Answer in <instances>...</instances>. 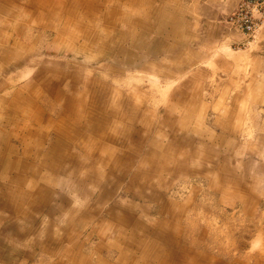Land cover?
Returning a JSON list of instances; mask_svg holds the SVG:
<instances>
[{
    "label": "crops",
    "instance_id": "obj_1",
    "mask_svg": "<svg viewBox=\"0 0 264 264\" xmlns=\"http://www.w3.org/2000/svg\"><path fill=\"white\" fill-rule=\"evenodd\" d=\"M238 1L185 0V3L179 4L178 7L168 3L164 12H160V14H156V12L151 14L150 12L149 19L146 18L150 32L143 34L146 29H143L142 33L141 30L138 31L137 29L132 30L129 34L126 33V41L123 46L129 48L131 54L127 57L124 56L125 62L119 61V64L134 68L135 75L133 78L135 81L131 84L132 86L134 83L139 84V90L123 91L119 94V99H123L124 102L126 100L133 102L132 98L137 101L140 99V104L147 107L146 112L148 108H153L149 111L150 119L144 121L151 127V130L156 132L154 138L160 136L162 127L173 124V115L179 113L176 107L181 106L184 109L189 102L193 111L198 110L199 114H203V121L199 124V130H196L200 135L205 136V140L202 139L201 141L202 145L205 146L203 149L215 152L217 150H212L213 148L210 146H216L217 138H221V136L215 131L214 133L207 132V129L210 130L207 122L208 116L211 117L215 114L216 117L218 111V104H215L214 99L220 101L226 97L248 98L244 93L251 91L254 94L255 90L258 89L262 99L253 97L252 103L262 104L261 101L264 102V50L259 51L264 49L261 48L264 40L260 41L259 46L261 47L257 48L255 53L243 55L239 53L241 49L237 50L233 47L234 44L244 38L243 35L234 31L223 21L224 16L235 7ZM103 3L110 5L111 9H113L112 5L116 6L113 0H0V12L11 13L14 16L16 11L23 12L28 19L27 21L21 19L20 26L44 27L45 30L55 32L59 41V18L64 17L66 19L61 25V31H64L65 35L73 37V30H77L73 28L74 17L76 15H96L99 12L98 6ZM151 3L153 2L151 1ZM107 16L108 14H105L104 17ZM207 20L209 21L207 22ZM261 38L264 39V33H262ZM119 39L123 40L122 38ZM223 73L229 74L228 78L219 80V77H215L213 80L215 84H212L213 77ZM57 76L59 77V73ZM144 77L149 78L154 84L144 86L142 84ZM45 80L46 77L44 76L43 79L37 78L36 83L26 85L24 88L26 93L21 94V90L17 89L11 100L5 105V110L11 111L10 113L14 114V117L11 115L6 118L0 117V209L6 210L10 217L24 223L21 228L16 227L15 223H11L13 238L21 240L25 237L42 254H48L49 260L46 261L44 258L41 261V258H38V264H106L102 257L112 255L111 253L118 254V252H113L117 248L120 251L119 257L112 264H118L117 260H122L120 264H136L134 260L138 257L135 255L137 253L134 252L133 255L129 253L130 250H133L131 246L133 243L136 247L139 246L144 249L141 252L142 264H170L174 260L181 261L182 264H201L202 260L207 258L204 255L208 254L196 248L180 247L183 239H179L181 234L177 232V228H180L179 224L177 226V222L185 218V212L189 211L190 208L192 209L193 205H197L191 194L183 198V202L186 199L182 203L183 205L170 199L162 198L156 202L143 199L142 196H140L139 202L125 204L116 197L122 190L125 192L124 188L128 183L130 193H128L129 191L125 193L129 195L139 193V189L149 195L155 194L154 197L157 198L159 192L164 195V185L167 181L160 177L153 179L157 176V169L151 163L143 167L142 162L182 163L187 162L191 153L183 152L180 160H176L174 155L157 157V160L155 157H150L149 160L145 161L139 159L140 165L138 164L133 170L136 171V174L139 173L138 179L137 175L134 176L137 181L130 182L132 171L126 184H123L121 181L129 172L127 170L133 160L132 158L138 156L140 146L144 148L143 138L138 133L140 130L146 129L145 122H141L139 132L134 130V140L128 139L125 142H117L116 134L113 137H108L110 128L107 126V121L113 115L116 118L119 113L117 114V108L112 109L105 106L107 98L112 100L113 96H117V93L113 95L111 91L106 98L105 93H98L96 90L91 91L90 88H87L79 95L67 99L63 98L61 94L59 82L47 84L44 83ZM115 83V80L111 82V84ZM241 83L244 85L240 86ZM231 92L233 94L229 95L228 93ZM96 93L101 95L97 96ZM82 94L86 97H81ZM156 96L166 98L167 102L154 100ZM244 100L246 101V99ZM58 102H61L62 112L60 115ZM50 104L53 107H50ZM126 106L121 107L124 111L129 110V114H135L139 110V106L135 104L131 108ZM181 107L179 108L181 109ZM234 108L236 109L234 116L236 115L238 122L241 124L252 123V127L258 131L257 138L249 141L245 146H262L264 148V119L258 124H254L256 118L253 113L244 122V118H239L240 116L244 117L241 107L234 106ZM140 110H142L141 107ZM93 112H99L103 115L100 119H103L106 125L99 118L96 120L97 115H93ZM185 112L183 110L182 113L185 114ZM158 113H162L161 119L157 118ZM222 115L228 116V112L223 111ZM26 119L28 120L27 123L25 122ZM81 120L87 125L85 128L78 129L76 125ZM116 121L123 122L119 118ZM10 124L11 126H9ZM248 124H246L247 127H249ZM103 125L106 126L104 127V135L99 131L101 128L96 127ZM214 125L212 124V126ZM219 128L220 126L216 128L219 132L220 130L228 132L232 129L226 128V126ZM115 131L117 128L110 132ZM123 132L127 133L129 129H123ZM140 134L142 135V133ZM208 134L210 136H206ZM121 136L123 137V135ZM78 137H81V144L75 143V139ZM137 140H139L138 143ZM68 143L71 146L76 145L80 149L90 145L88 155L90 157L93 153L98 152L94 163L91 162L92 165L96 164L98 167V173L105 171L108 174L113 172L119 173V175L123 174L118 179V183L113 185L112 192L111 188H103L104 185L109 186V184L101 185L104 191L99 192V197L96 198L99 205L86 204L90 203L91 197L94 196L93 186L99 185L96 176H93V169H90L89 174L82 178L83 166L76 162L72 155L71 166H68L69 161H66L65 155L59 152L63 147L69 146ZM157 144L156 142L151 143L150 148L153 149L154 145L158 146ZM129 146L130 150L135 152L131 158H124L121 154L125 153ZM109 147L115 152L117 150L114 147H118L117 156L113 155L114 160L111 161L106 156ZM204 150L201 152L203 159L204 161L209 160L206 159L209 154ZM261 166L264 167V165ZM263 167L261 168L264 170ZM87 168H89V163ZM157 168L167 171L168 174L174 172L173 166L171 171L164 164H160ZM221 172L223 173L222 168ZM238 181L243 184L239 178ZM86 182L89 183L86 184ZM138 183H147V185L141 187ZM117 186L121 188L120 191L119 188L116 190ZM237 187H240L239 183L231 188V192L234 193ZM72 189L74 192H71L70 195L68 191ZM247 189L249 188L247 187ZM59 193L70 199L71 206L69 203L65 206L62 205L64 203L59 205ZM3 195L6 197L4 202L1 197ZM106 197L110 202L111 197L115 199L113 202H118L120 207L115 204L116 206H112L106 215L101 217V210L102 212L105 210L98 206L105 202ZM72 200L74 202L76 200V202L73 203ZM148 201H150L149 204ZM83 204L86 205L83 206ZM67 206H69L71 213L67 212ZM79 206L84 208L81 209V212L77 208ZM134 209L138 210L137 214ZM72 212H75V215ZM129 212L132 216H129ZM134 216L143 218L142 221L138 218L141 229H138L137 224L133 228L134 222L129 217L133 218ZM143 220H148V222ZM74 227L83 228L81 236L79 235L80 238L88 236L91 244L99 241L91 250L86 246L81 248L82 253L76 251L80 247L76 246L70 251L67 249L62 251L63 254H58V247L61 243L65 242V246L68 245V236L72 234L70 231ZM128 227L132 229L130 233H128ZM147 229L149 231H145ZM8 231L0 232V264H19L22 256L26 257V254H30L24 247L28 244L26 241L25 245L11 247L7 241ZM147 233L152 236H147ZM114 234L120 238H125L123 243L126 244H124L123 249L122 242L114 244L110 240ZM233 235L235 234L233 233ZM30 236L34 238H30ZM133 236L138 243L135 242ZM206 236L201 229L195 242L200 244L203 243V240L206 242ZM128 241H131V245H128ZM77 242L79 243V241ZM136 251L138 252V249ZM85 254L91 256L87 255V258L81 256Z\"/></svg>",
    "mask_w": 264,
    "mask_h": 264
},
{
    "label": "rangeland",
    "instance_id": "obj_2",
    "mask_svg": "<svg viewBox=\"0 0 264 264\" xmlns=\"http://www.w3.org/2000/svg\"><path fill=\"white\" fill-rule=\"evenodd\" d=\"M151 1L153 3H151ZM113 2L116 3V6L112 5L113 9L110 8V5H105L104 3L98 6L99 12L96 11V15H76L74 17L73 28L77 30H73V37L65 35L63 33L64 31H61V25L66 19H64V17L59 18V41L57 39L58 35L55 34V32L45 30L44 27L20 26L21 19L24 21L28 19L23 12L16 11L15 16L11 13L0 12V117L6 118L8 115L14 117V114L10 113L11 111L5 110V105L11 100L15 91L20 89L21 94L26 93V91H24L26 85L34 84L37 78L43 79L45 76L46 80L44 83L59 82L61 94L63 98L67 99L71 96L79 95L87 88H90L91 91L96 90L98 93H105L104 96L106 98L111 91L113 95L117 93V96H113L112 100L108 99V97L106 101L107 104L105 105L108 108H117V114L119 113L116 118H114L112 114L113 116L109 117L107 121V126H109L110 131L117 128L115 132H110L108 130V137H113L115 136L114 134H116L117 142L135 139L133 134L134 130L139 132L141 122L144 123L147 119H150L149 111L153 108H148L146 112L145 110L147 107L146 105L140 104V99L137 101L132 98V101L135 103L128 100L124 102L123 99H119V94L123 93V91L139 90V84L134 83L133 86L131 84L135 81L133 78V75H135L134 68L121 63L119 64V61L122 63L125 62L126 59L124 56L127 57L131 54L130 49L123 46L126 41V33L129 34L132 30L137 29L138 31L141 30V33L143 29H146L143 34L150 32L148 31L150 28L146 18L149 19L148 17H150L152 13L155 14L156 12V14H160V12H164L168 3L171 6L174 4L175 7H178L179 4L185 3V0H113ZM105 14H108L106 18L104 17ZM208 21L209 20H207V22ZM262 33H264V27L255 35L254 41L252 40L253 42L249 41L251 42L250 44H244L245 46L241 48L234 44V49H241L239 53L243 55L255 53V51H257L256 49L261 47L259 46L260 41L264 40L261 38ZM262 44L261 48H264V42ZM262 50L264 49L259 51ZM57 73H59V77ZM228 75L229 74L225 73L216 74L212 79V84H215L213 83L215 77H219V80H225L228 78ZM113 80H115V84H111ZM142 81L144 82L142 83L144 86L154 84L149 78L144 77ZM243 85V83L240 84V86ZM239 92L242 93L241 91ZM260 93L261 92L257 89L254 94L251 93V91L244 93L248 98L226 97L222 100L220 99V101L214 99L215 104H218V111L216 117L215 114L211 117L208 116L207 122L209 123L208 126L210 130L207 129V132L214 133L215 131L221 136V138H217L216 146H210L213 148L212 150H217L215 152L203 149L205 146L202 145L201 141L202 139L205 140V136L196 132V130H199V124L203 121V114H199L198 110L193 111L192 105H190L189 102L187 103V101L184 109H182L181 106H179L181 109L176 107L179 113L173 115V124L168 127L166 125L162 127L163 130L160 136L154 138L153 136H155L154 134H156V132L153 131V129L151 130V127L145 122L147 126L146 129L140 130L142 135L138 133L139 136L143 138L144 148L140 146L138 156L132 158L133 160L127 170L129 172L121 181L123 184H126L129 174L135 170V167L140 163L138 162L139 159H144L145 161L147 159L149 160L150 157H155L157 160V157L174 155L176 160H180L183 152L188 151L191 153L187 162L182 163L142 162L143 167L151 163L155 166L154 168L157 169V176L153 179L160 177L167 181L166 185H164V195L159 192L157 198L154 197L155 194L149 195L144 193L142 189H139V193H132V195H129L125 193L129 191L128 183L124 188L125 192L122 190L116 197L125 204L139 202L141 200L140 196H142L143 199L156 202L165 198L182 204L186 201L185 199L183 202V198L191 194V197L197 202V205H193L192 209L190 208L189 211L185 212V218L177 222V226L179 224L180 227L177 228V232L181 234L179 239H183L180 247L187 246L189 248H196L208 254L204 255L207 258L203 259L201 264H264V170L261 168L263 167L261 165H264V148L262 146H245L246 143L257 138L258 135V131L252 127V123L248 124L246 121L253 113L256 118L254 124H258L264 119V102L261 101L262 104L252 103L253 97L255 99H262ZM228 94H233V92ZM100 95L101 94H97V96ZM87 96L92 97L91 95ZM81 97L85 98L86 95L82 94ZM154 98V100H158L159 102H167V99L163 97L159 98V96H156ZM244 99H246V101ZM103 100L105 101V99ZM99 101L101 102L102 100ZM131 103L138 105L139 110L141 107L142 110L140 111L142 114L139 110H137L138 112L135 114H129V110L124 111L121 107L127 104L126 107L131 108L133 105ZM233 103L237 104L233 105ZM49 106L53 107L51 104ZM58 106L60 115L62 112L61 102H58ZM234 106L241 107L244 117L240 116L239 118H244L245 124H241V122L237 121L236 115L234 116V110H236ZM183 110L186 111L185 114L182 113ZM223 111L228 112V116L222 115ZM94 114L97 115L95 118L96 120L99 118V120H102L103 124L106 125V122L100 119L103 115L99 112H93V115ZM161 117H163L162 113H158L157 118L161 119ZM117 118L122 119L123 122H117ZM25 122L27 123L28 120L26 119ZM82 122L83 120L77 122L76 127L78 129L85 128L87 125V123ZM212 124L215 127L212 126ZM246 124H248L249 127H247ZM9 126H11V124ZM219 126L220 128L226 126V128L232 129L228 132L224 130H220L219 132L217 131L218 129L216 130ZM96 127L101 128L99 131L104 135V127L106 126ZM6 128L8 129V127H5V129ZM123 129H129V132L124 133ZM121 135H123V137ZM206 136H210V134ZM80 139L81 137L75 139V143L81 144ZM138 142L139 140H137V143ZM153 142L158 143V146L154 145L153 149H151L150 145ZM162 142L163 144H161ZM68 145L69 146L64 145L65 147L59 152L65 155L66 161H69L68 166H71V155L76 159V162L83 166L81 170L82 178L89 174L88 171L90 169H93V176H96V180L98 181L97 184L99 185L93 186V191H95L94 196L91 197V202L86 204L94 203L99 205L96 199L97 196L99 197V192H103L104 189L109 188H111L112 192L113 185L118 183V179L121 178L123 174L119 175V173L116 172L108 174L105 171L104 173H98L96 164L92 165L98 152L94 151L95 153L90 157L88 156L90 145H86L81 149L76 145L71 146L70 143H68ZM114 148L117 152L110 147L108 148V154L106 156L110 161L113 159V155L116 157L118 153V147ZM202 150L208 152L209 157L206 159L209 160L204 161L203 153H201ZM134 152L135 151L130 150L129 146L126 152L121 154V156L124 158H131ZM79 158H82V160ZM88 163L89 168H87ZM160 164H164L170 171L173 166L174 172L168 174L167 171L161 168L158 170L157 167ZM221 168L223 173L221 172ZM131 175L130 182L137 181L134 179V176L137 175L138 179L139 173L136 174V171H133ZM238 178L243 184L238 181ZM88 183L89 182H86V184ZM238 183L240 187H237L234 193L231 192V188ZM102 184H109V186L104 185L103 189L101 186ZM138 184L141 187L147 185V183ZM122 187L123 185L121 188ZM247 187L249 189H247ZM118 188L119 186L116 187V190ZM121 188H119V191ZM68 192L71 195V192H74V190L72 189ZM128 193H130V191ZM1 197L4 202V200H6L5 195ZM107 198L108 197H106L103 204L98 206L100 209L105 210L104 212L101 210V217H104L107 211L115 204H118L117 207H120L118 202H113L115 199L111 197L110 202ZM72 202L75 203L76 200L75 202L72 200ZM67 203L71 206L70 199L59 193V205L62 204L65 206ZM147 203L149 204L150 201ZM86 204H83V206ZM151 204L153 205V203ZM82 207H77L80 210L79 212H81V209H84ZM66 210L68 213H71L69 206L66 207ZM134 212L137 214L138 210L134 209ZM72 214L75 215V212H72ZM60 216L63 217L62 215ZM129 216H132L130 212ZM39 217H41V215H39ZM134 217H129V219L134 222L133 228L137 224L138 229H141L138 224V218L141 221L143 218ZM143 221L148 222V220ZM11 223H15L18 228L24 225V223L10 217L6 210L3 211L0 209V232H7V230H9L7 241L11 247H18L22 244L25 245L24 243L28 239L24 237L18 240L11 235L13 229V226L10 227L12 225ZM82 229L83 228L77 229L75 227L71 229L70 232L72 236H68V245L65 246V242L61 243L58 247V254H63L62 251H66L67 249L70 251L76 246H80L76 249L77 252H81V248L84 246L91 250L92 247L96 245L99 240H97L95 244H91L88 236L80 238ZM149 229L145 231H149ZM201 229H203L207 236L206 242L203 240V243L200 244L199 242L196 243L195 240L197 241ZM128 230V233H130L132 230L131 227H128ZM233 233L235 235H233ZM114 236L115 234L110 239L112 243L116 244L122 242L123 249L125 246L124 244H126L123 243L125 238H120L118 236L114 238ZM147 236L151 237L152 235L147 233ZM30 238L34 237L30 236ZM133 239L136 240L135 237ZM77 241H79V243ZM130 242L131 241H128V245H131ZM135 242L138 243L137 240ZM26 243L28 245L24 247L30 254H26V257L22 256L19 260V264H38V258H41V261H43L42 259L44 258L46 261L49 260L48 254H42L32 242L27 241ZM117 246L119 247V245ZM131 246L133 250H130L129 253L133 255L132 253L136 252L137 254L135 255H138L137 259L134 260L135 263L142 264L141 252L143 248L141 249L139 246V248L136 247L134 243ZM137 249L138 252L136 251ZM113 252H118L119 254V248L116 250L114 249ZM111 254L112 255L106 254L108 256L102 257L106 264L116 262L115 260L119 257L118 254ZM87 255L90 254L81 256L87 258ZM120 261L122 260H117L118 264H120ZM170 264H182V262L174 260Z\"/></svg>",
    "mask_w": 264,
    "mask_h": 264
},
{
    "label": "built area",
    "instance_id": "obj_3",
    "mask_svg": "<svg viewBox=\"0 0 264 264\" xmlns=\"http://www.w3.org/2000/svg\"><path fill=\"white\" fill-rule=\"evenodd\" d=\"M224 22L243 35L236 46L241 48L250 44L249 41H254L255 35L264 27V0H239L226 14Z\"/></svg>",
    "mask_w": 264,
    "mask_h": 264
}]
</instances>
